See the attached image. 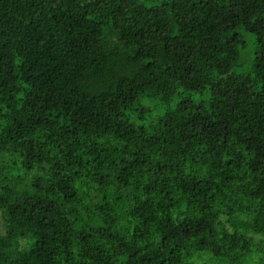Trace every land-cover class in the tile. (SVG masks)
<instances>
[{"label":"trees","instance_id":"trees-1","mask_svg":"<svg viewBox=\"0 0 264 264\" xmlns=\"http://www.w3.org/2000/svg\"><path fill=\"white\" fill-rule=\"evenodd\" d=\"M0 264H264V0H0Z\"/></svg>","mask_w":264,"mask_h":264}]
</instances>
